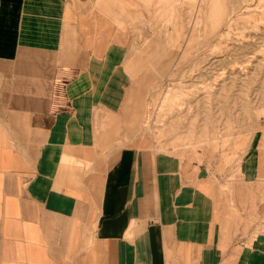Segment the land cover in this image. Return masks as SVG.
<instances>
[{
	"label": "crops",
	"instance_id": "0c3cea01",
	"mask_svg": "<svg viewBox=\"0 0 264 264\" xmlns=\"http://www.w3.org/2000/svg\"><path fill=\"white\" fill-rule=\"evenodd\" d=\"M120 1L96 0L98 20L69 0H0V264H264L263 245L229 254L212 183L186 150L99 139L96 122L131 86L108 41ZM147 62L138 55L129 75ZM147 106L129 117L131 137ZM259 131L245 176L258 175Z\"/></svg>",
	"mask_w": 264,
	"mask_h": 264
},
{
	"label": "rangeland",
	"instance_id": "374dc122",
	"mask_svg": "<svg viewBox=\"0 0 264 264\" xmlns=\"http://www.w3.org/2000/svg\"><path fill=\"white\" fill-rule=\"evenodd\" d=\"M69 1L101 19L96 0ZM120 6L119 22L106 18L108 41L123 50L131 86L119 111L95 121L99 139L186 150L185 164L212 183L214 220L229 254L239 244L264 246L260 144L258 175L241 168L264 128V0H121ZM138 55L148 62L130 76L126 66ZM140 103L148 104L146 130L131 137L129 117Z\"/></svg>",
	"mask_w": 264,
	"mask_h": 264
}]
</instances>
